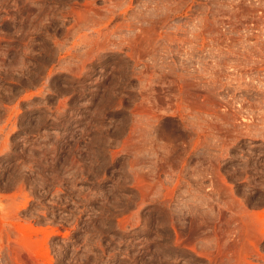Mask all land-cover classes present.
Returning <instances> with one entry per match:
<instances>
[{"label":"rangeland","instance_id":"rangeland-1","mask_svg":"<svg viewBox=\"0 0 264 264\" xmlns=\"http://www.w3.org/2000/svg\"><path fill=\"white\" fill-rule=\"evenodd\" d=\"M0 264H264V0H0Z\"/></svg>","mask_w":264,"mask_h":264}]
</instances>
